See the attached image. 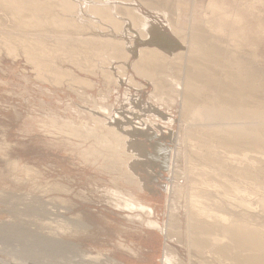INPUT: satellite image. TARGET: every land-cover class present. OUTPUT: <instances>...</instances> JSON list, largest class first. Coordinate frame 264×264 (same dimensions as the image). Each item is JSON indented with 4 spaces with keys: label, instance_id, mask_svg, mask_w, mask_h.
<instances>
[{
    "label": "rangeland",
    "instance_id": "obj_1",
    "mask_svg": "<svg viewBox=\"0 0 264 264\" xmlns=\"http://www.w3.org/2000/svg\"><path fill=\"white\" fill-rule=\"evenodd\" d=\"M4 1L0 0V264H166V251L169 264H239L253 251L235 247L223 230L226 224L217 225L222 222L214 217L216 211L208 218L196 212L207 200L202 190L211 191L213 209L221 202L227 225L255 233L264 248V145L255 147L252 138L243 139L240 146L220 143L225 134L207 137L208 145L186 138L185 127L193 125L187 118L198 117H189L180 104L187 93L196 92L186 87L188 67L193 69L190 62L197 57L187 38L192 27L244 59L243 53L264 74V0H228L240 7L246 23L253 20L263 27L260 36L237 37L239 50L229 46L227 34L216 28L208 32L201 25L213 16L209 0H170L174 8L164 3L171 12L168 17L174 21L177 15L184 21L182 36L171 30L161 8L144 0H44L48 6L41 12L38 30L32 15L24 11L17 19ZM76 32L81 36L71 39ZM146 48L164 52L167 58L161 66L141 64ZM189 84L200 85L194 79ZM212 100L197 107L201 116L218 125L229 110ZM128 135L127 144L121 138ZM126 145L127 150L132 147L128 154ZM140 145L146 154L139 155ZM243 153L252 159L243 161ZM203 154L212 160L200 157ZM255 156H261V165ZM136 158H148V164H138ZM127 161L132 164L128 169L135 168L128 170L135 171L132 177L125 175ZM246 173L258 175L257 196L252 180L242 177ZM242 189L248 191L245 206L239 199ZM114 200L120 206H114ZM135 200L152 207V215L130 209ZM147 219L160 229L144 226ZM198 219L207 224L204 232L194 228ZM33 238L59 249L36 251ZM194 238L201 245L190 243ZM133 248L137 256H132ZM85 254L92 257L83 259Z\"/></svg>",
    "mask_w": 264,
    "mask_h": 264
},
{
    "label": "bare ground",
    "instance_id": "obj_2",
    "mask_svg": "<svg viewBox=\"0 0 264 264\" xmlns=\"http://www.w3.org/2000/svg\"><path fill=\"white\" fill-rule=\"evenodd\" d=\"M45 1L44 0H5L4 1L5 2L4 7L8 8V10H10L12 13H16L17 19H18V17H20L19 16L20 14H23L24 11H27L30 15H32L33 18H35V21H36V24H35L36 28L35 29L33 28V29L34 30H38L39 28H41V25H40L41 22H42L41 17H40L41 16V12L45 11L47 6H48L47 2H45ZM68 1L69 0H67V1L65 0V4H70L71 1H69V2ZM141 1L143 3H144V1H146V4H149V5L152 4V5L158 6L157 8H161L165 18L169 19L168 22H170L171 30L173 32H177V34H181V36L183 35V33H184V21L182 20V18L180 16L176 15V18L173 21L171 19L172 15L171 16L169 15L170 18L168 17V14H170L171 12L169 13V10H168V13H167V10L164 8V7H166V6H164V3H166V5H167V3L168 4L170 3V0L169 1L167 0L168 2L165 1V0H160V2H159L157 0L158 2H155V3H153L151 0H144V1L141 0ZM227 2H228V0H219V1L218 0H209L208 1L209 5H210L209 14H213V16L210 17L209 19H205L204 22H201V25H203L202 23H204V27L206 26V28H207L206 30L207 31L210 28V30L212 29V32H214L215 28H216V29H218L217 31H218L219 34L220 33L227 34L228 35L227 38L229 40V46H230V43H231V47H236V48H238V46L240 45V44H237V42L235 41V39L237 37H239L240 39H243V38L247 39V37H248L247 34H250V33H254L257 36H260L261 32H263V31H261V28H263V27H261V24H259V23L254 24V23L251 22L253 20L247 21V23H248L247 24L246 21H244L246 19V15L239 13V8L240 7L236 6L235 4L233 5V3L230 5ZM175 3H177V1ZM173 5L175 6V4H172V6H170V4H169V5H167V7H170V8L173 7L174 8ZM172 10L171 11L174 12V9H172ZM181 13H184V11H180V15L182 16ZM246 13L249 14L250 12L246 11ZM174 14H175V12H174ZM70 15H71V13H70ZM68 18H71V17H68ZM73 18H75V17H73ZM198 20H200V19H198ZM63 21H68V19L64 18ZM195 21H196V19H195ZM200 21H202V20H200ZM198 23H200V22H198ZM122 25L123 24L117 26V29H118L119 32L122 29L121 27H123ZM21 26H22V28H26L27 23L23 22L21 24ZM199 27H202V26H200V24H199ZM204 30H205V28H204ZM208 32H206V33H208ZM212 32L210 31V33H212ZM21 33H25V32H21ZM25 34H29V33L26 32ZM80 34H78V32H76V33H72L71 34L72 36L70 34L69 35H70V38L72 39L73 36L74 37L81 36ZM208 34H204L202 32V30H200L199 28H196V27L195 28H193V27L190 28L188 33H187V38H188V41H189V45L192 48V52L193 53L196 52L197 57H195L194 59H191L190 64L193 67V69L190 70V67H188V71H187V77H188L187 80H188V82L186 83V87H187V90L194 89L196 92L194 94H192V95L187 93L188 95L185 96V98H181V103L180 104H181L182 109L183 110L185 109L184 110L185 112L186 111L189 112V114H187V115H189V117H198V119L194 120L193 118H189V119L187 118V120H190L191 123H193V125H189L190 127L187 125L188 127L187 126L185 127V128H187V136H186V138H189V139H192V140H196V141H198V143L200 142L202 144L208 145V142L205 141L207 139V137L212 136L214 134H217V135H220V136L225 134V135L222 136V138L220 137V143L226 142V143H232L235 146H240L243 139H245V138L251 139L252 138L253 139L252 144L255 147H260L261 145H264V82H263V80H264L263 78L264 77H262L264 74L261 76V70H259L258 68L253 67L250 64L253 61L249 60V59H245L246 56L241 51L240 52L242 53V56L245 57L244 59H243V57H241V54L239 52L238 53L240 54V56L238 55V53L236 54V51L234 49L223 48L222 46H220L219 42L217 43L218 39L215 40V38H214V40L216 42L213 40V42L216 43V44L211 42L213 37H211L212 39L210 40L209 37H208ZM221 36H223V35H221ZM86 37L88 38V36H86ZM251 37H252V35H251ZM96 38L97 37H95V36L94 37L90 36L88 38V40H90L91 42L95 43V41H97ZM219 38H221V37H219ZM112 42H114V41H112ZM118 42L122 43L120 40ZM114 43H116V42H114ZM221 43H222V41H221ZM110 44H111V42H110ZM115 45H117V44H115ZM146 49H148L149 51L145 53L146 55L142 59H140L141 64H143L145 66H146V64H147V66H150L151 64H153V66H157V67L161 66V61L163 59L165 60L167 58L166 56H162L164 54V52L159 51L158 49H153V48L152 49L146 48ZM239 49L240 48H238V50ZM190 79H194V80L198 81L200 83V85L199 86H191L189 84ZM191 84L195 85L192 82H191ZM197 91L199 93L196 96ZM205 99H213L212 101L214 102V104H217L218 107L227 108L229 110V114H226L223 118H220V120H217V121H219L218 125L213 124V120L211 118H208V117L206 118L204 116H201V112L202 111H200L198 109L197 104L201 103V102H204ZM191 119H193V120H191ZM140 123H139V125H140ZM124 128H126V127H124ZM185 133H186V131H185ZM113 134L114 133H112V135ZM129 136L130 135H128V137L121 138V140L122 139L126 140L125 143L128 144L127 140L128 141L131 140V138H130L131 136L130 137ZM134 144H135V142H134ZM129 145L124 146L126 148V150L128 148L127 146H129ZM141 146L142 145H140V147H138V149H137V146H136V148L134 147L133 148L134 151L137 149L139 155H141V152L146 154L145 149L143 147H141ZM210 146H212V145H210ZM125 148H124V150H125ZM131 148H130V150H131ZM130 150H127L126 153L128 151H130ZM136 152H135V154H136ZM133 156H135L134 153H133ZM250 156H253V155H250ZM200 157H204L205 160H206V158L209 159V160H212V158L210 156L206 157V154L200 155ZM241 157H242L243 161H247L249 159H252V157H249L246 153L241 154ZM255 157L259 158V159L258 158H256V159L259 160V161L258 160L257 161L261 165V156H255ZM111 159L112 158H110L109 160H111ZM133 160L134 159L131 158V161H133ZM134 161H133V163H134ZM136 161H138V164L140 162L141 165H142V162L144 164L145 163L148 164L146 162V161H148V158L147 159L145 158V160L137 159ZM128 163L131 164L130 161H127V163H125L126 167H127ZM248 163H251V162L248 161ZM141 165H139V166H141ZM131 166H132V164H131ZM131 166H129V167L131 168ZM130 168L128 169V167H127L125 175L129 176V177H132V175L134 174L135 171L133 172V174L130 173V172L132 170H134L135 168L134 167H133V169L131 168L132 170ZM25 170H29V169L26 167ZM128 170L129 171L131 170V171L129 172ZM143 170H146V169H143ZM150 171H149V173H150ZM202 171H203L202 173H204L203 175H205L206 171L205 170H202ZM234 173L237 174V172H234ZM246 175L247 176H245L243 174L242 177L243 178H247L248 180H250V179L252 180L250 185L253 187V190L256 192V196H257V192L261 188V182H259V180L257 179L258 175H251V174H248V173H246ZM248 176H250V177H248ZM144 181H146V180H144ZM203 181H205V180H203ZM140 182H142V181H140ZM140 182H138V185H143ZM202 183H204V182H202ZM144 188H147V187L145 186ZM213 188H217L218 189V187H215V186L212 187V190H214ZM148 189H150V188H148ZM237 189L238 188H236L235 190H237ZM195 191H197V190H195ZM249 191H251V190H249ZM238 192H239V195L241 194V196H242L241 198H239L241 203H242L241 205L245 206V200L246 199L244 200V198H245L244 196L246 195V192H247V195H248V191H246L245 189H242V190H238ZM201 193H203L201 196L204 199H207L208 201L210 200V203L207 205V203H208L207 200L204 201L205 202L204 205L202 204L203 206L202 207L200 206L201 208L199 210H197L196 212L199 213V215L200 214L203 215L204 218H205V216L208 218L209 216H212V213L214 211H216V212H214V214H215L214 217L217 216V218H219L218 221L222 222V223H218L217 225L226 224L225 228L223 229L221 227V229L226 231L227 236H228L230 241H232V242H234L235 244L238 245V246H235V247H238V248H241V249L243 248V249H245V251L249 250V249L251 251H253V255L248 256V257L246 256L245 258H240L241 260L238 259L239 262H240L239 264H264V257L261 258L260 254H259L261 252V249L262 250L264 249L261 246V242H260L259 237L255 233L253 235V232H252V234H250L249 231L246 232L245 228L243 229V228H240L239 226L235 227V226H232V224L231 225H227L226 222H227L228 219L226 217V214L220 211L221 208H223V205L222 206L220 205L221 202L219 203V205L217 204L216 208L213 209V207L211 205L215 201L212 203V200H214V199L212 197H210L211 196V191L210 192H205L204 190H202ZM196 195H197V193L195 192L194 196H196ZM215 196H213V197H215ZM191 197H192V195H191ZM198 197H200V196L198 195ZM198 197H195V199L196 198L198 199ZM193 198L194 197H192V200H193ZM203 198H199V199H203ZM187 200H188V198H187ZM190 200H191V198H190ZM223 200H225V199L223 198ZM197 201H198V204L202 203L199 200H197ZM220 201H222V200L220 199ZM111 203L114 206H120L119 202L117 200H114ZM222 203H223V201H222ZM191 204H193V203L191 202ZM194 204L198 205L196 203H194ZM261 204L263 205V202ZM195 205H192V208ZM213 205H215V204H213ZM130 206H132V208H130V209L137 210L139 212H144L147 216H150L153 213L152 207H150L149 205L145 204V202L143 203L141 200H140V202H137L135 200ZM198 208L199 207H197V209ZM261 208H263V206ZM225 209H227V208H225ZM189 210H191L190 206H189ZM259 210L261 211V209H259ZM210 211L211 212L213 211V212L210 213ZM191 212H193V211H191ZM197 216H198V214H197ZM136 217H137V219L138 218L140 219L138 214L136 215ZM201 220H199L198 222L195 221L196 224H195V226L193 225L195 230H197L198 232H204L205 226H207V224L203 220L202 221ZM241 220L239 218V222H241ZM142 222H143V224H145L144 226H147L148 228H151V229L152 228L160 229V227H161L154 220L147 219V221H142ZM244 223L245 222H243L242 224H244ZM197 224H199V225H197ZM167 231L164 228L162 229V233L166 237L168 235H170L169 232L166 233ZM168 238H170V237L168 236ZM168 238H166V239H168ZM21 239H23V238H21ZM27 239L30 240L29 238H27ZM33 239H34V244H33L34 246H32V248L36 249V251L40 250V249H41L40 251H42V249L43 250H47V249L48 250H50V249L54 250L55 249L54 251L56 252V250L59 249V247L56 248L55 246L51 245V243H49V242L48 243H46V242H42L41 243L40 242L41 240H36L35 238H33ZM192 240L193 241L190 242V243L193 244L195 242V245H201V241L199 240V238H194ZM26 242H27V240H26ZM119 244L122 246V248L126 249L128 252L129 251L133 252L132 248H130L126 244H123V243H120V242H119ZM25 248H27V247H25ZM30 248L31 247H29L28 249H30ZM32 248H31V250H32ZM23 250H25V249H23ZM27 252H28V250H27ZM42 253H44V252H42ZM28 254H31V253H28ZM35 255H38V254H35ZM35 255H34V257L36 258L37 256H35ZM169 256H170L169 252L166 251V254L164 255V262L166 261V264H167V262H168V264L170 263L169 262V260H170ZM261 256H263V255H261ZM79 257H81V256H79ZM91 257L92 256L89 255V254H87V255L85 254L84 256H82L83 259L84 258L89 259ZM22 259H23V257H22ZM109 261H111V259ZM112 263H114L113 260H112ZM14 264H20V263H17V261H16V263H14Z\"/></svg>",
    "mask_w": 264,
    "mask_h": 264
},
{
    "label": "crops",
    "instance_id": "obj_3",
    "mask_svg": "<svg viewBox=\"0 0 264 264\" xmlns=\"http://www.w3.org/2000/svg\"><path fill=\"white\" fill-rule=\"evenodd\" d=\"M134 249V253H132V254H134V255H132V256H135L136 254H137V248H133ZM138 250H140V249H138ZM130 252V251H129ZM137 256V255H136Z\"/></svg>",
    "mask_w": 264,
    "mask_h": 264
}]
</instances>
